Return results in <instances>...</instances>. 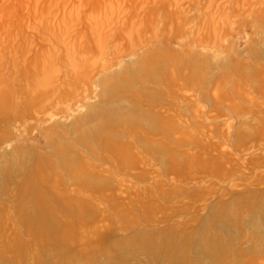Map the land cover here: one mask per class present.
<instances>
[{"label": "rangeland", "instance_id": "374dc122", "mask_svg": "<svg viewBox=\"0 0 264 264\" xmlns=\"http://www.w3.org/2000/svg\"><path fill=\"white\" fill-rule=\"evenodd\" d=\"M0 264H264V0H0Z\"/></svg>", "mask_w": 264, "mask_h": 264}, {"label": "bare ground", "instance_id": "6f19581e", "mask_svg": "<svg viewBox=\"0 0 264 264\" xmlns=\"http://www.w3.org/2000/svg\"><path fill=\"white\" fill-rule=\"evenodd\" d=\"M38 183H39V182H38ZM39 210H40V209H39ZM36 214H37V213H36ZM42 214H43V213H42ZM49 216H50V215H49ZM36 217H38V216H36ZM36 217H35V218H36ZM41 217H42V215H41ZM40 219H41V218H40ZM40 219H39V220H40ZM43 220H44V219H43Z\"/></svg>", "mask_w": 264, "mask_h": 264}]
</instances>
